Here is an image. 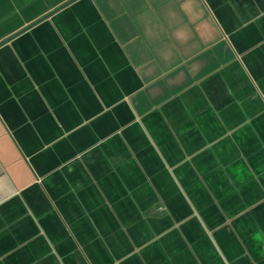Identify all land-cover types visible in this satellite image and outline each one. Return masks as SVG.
<instances>
[{"label": "crops", "instance_id": "crops-1", "mask_svg": "<svg viewBox=\"0 0 264 264\" xmlns=\"http://www.w3.org/2000/svg\"><path fill=\"white\" fill-rule=\"evenodd\" d=\"M0 264H264V0H0Z\"/></svg>", "mask_w": 264, "mask_h": 264}]
</instances>
